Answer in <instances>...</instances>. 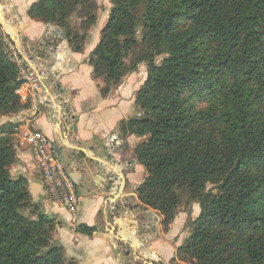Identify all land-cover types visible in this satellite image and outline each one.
I'll list each match as a JSON object with an SVG mask.
<instances>
[{"label": "trees", "instance_id": "16d2710c", "mask_svg": "<svg viewBox=\"0 0 264 264\" xmlns=\"http://www.w3.org/2000/svg\"><path fill=\"white\" fill-rule=\"evenodd\" d=\"M109 1V17L87 58L103 82L101 94L138 61L163 56L136 92L140 115L120 125L124 136L144 138L135 148L147 170L138 199L161 215L165 231L182 193L190 213L192 204L200 206L172 260L264 264V0ZM97 8L96 0H37L28 15L57 26L72 50L83 53ZM139 35L144 55L130 62ZM5 48L0 36V116L30 106L16 93L23 79ZM14 126L8 135L0 129V264H77L54 239L60 221L36 207L25 177L11 174L20 146ZM96 230L76 227L86 235Z\"/></svg>", "mask_w": 264, "mask_h": 264}, {"label": "crops", "instance_id": "0c3cea01", "mask_svg": "<svg viewBox=\"0 0 264 264\" xmlns=\"http://www.w3.org/2000/svg\"><path fill=\"white\" fill-rule=\"evenodd\" d=\"M36 1L0 0V25L9 35V23L14 25L20 40L16 42L18 52L41 83L35 95L28 93L26 99L21 98L30 106L3 116V121L15 124L16 134L31 123L56 142L80 207L73 213L49 196L33 151L27 146L16 145L12 176L25 177L36 207L60 221L54 239L63 246L68 260L77 264H141L132 257L136 253L143 264H159L156 259L170 264L189 234L185 228L189 216L179 211L165 231L161 215L138 199L137 189L147 170L137 161L135 148L144 138L124 136L120 128L123 120L134 118L138 108L136 76H126L103 96V82L93 77L87 62L100 40V30L91 32L83 53L74 52L57 26L28 15ZM136 210L145 213V221L135 215ZM124 215L130 223H123ZM81 223L97 230L93 235L79 233L76 227ZM140 237L145 244L138 240ZM166 245L174 252L167 251Z\"/></svg>", "mask_w": 264, "mask_h": 264}, {"label": "built area", "instance_id": "2783aa9c", "mask_svg": "<svg viewBox=\"0 0 264 264\" xmlns=\"http://www.w3.org/2000/svg\"><path fill=\"white\" fill-rule=\"evenodd\" d=\"M13 41L11 40V44L6 41V45L10 47L23 79V83L16 89V93L22 99H26L28 93L35 95L40 90L41 83L39 76L33 70H28L24 60L18 56V47L14 38ZM27 86L30 88L29 91ZM17 135L20 145L27 146L33 151L49 196L54 201L61 203L67 210L75 213L80 207V198L64 167L56 142L46 133L32 126L31 123L21 128Z\"/></svg>", "mask_w": 264, "mask_h": 264}, {"label": "rangeland", "instance_id": "374dc122", "mask_svg": "<svg viewBox=\"0 0 264 264\" xmlns=\"http://www.w3.org/2000/svg\"><path fill=\"white\" fill-rule=\"evenodd\" d=\"M96 1L98 3V8L96 9V12H97V15H98L97 16L98 17V20H97V24L95 26L91 27L89 30H86L90 34H91V32L93 30L94 31L100 30V32H101V29L105 25V23H106V21H107V19L109 17V13L111 11V8H112V4L110 3L109 0H96ZM70 20H71L72 26H74V27L79 26V23L80 22H79L78 17H75L74 16V18L72 17ZM0 32H1V35L0 36L2 38L3 43L8 48V50L11 52L10 47L8 45H6V41H9L10 44H11L10 36L12 38V35H9L8 36L7 35V31H5V28L3 26L0 27ZM141 38H142L141 35H139L138 40H140V42L137 45L134 46L135 55L133 56L132 60H130V62H132L133 60H136V59L139 60L140 57L142 55H144V52H143V42H142V39ZM16 41L18 43L20 42L19 39L18 40L16 39ZM162 58H163V56L156 57V59H155L156 63H160L162 61ZM155 61L152 58H149L148 60H145V61H138V68L134 72H131V73H129V74L126 75L127 77L130 76V75H132V74H134L132 76H136L135 79H137V81H138L137 82L138 85L136 84V86H139L138 87V90L140 89V87L142 86V84H144L145 80L147 79L149 70L151 69V65H153L155 63ZM137 111H138V108L133 112V116L132 117H138L140 115V110H139L138 113H137ZM3 120H4L3 119V116H0V129H2L4 131V134L8 135L9 134V129H10L9 127H10V125L12 123L7 122V121L4 122ZM16 145H17V142H16ZM18 146H19V144H18ZM126 191H127V189H126ZM188 198L189 197H188V194L187 193H182V196H181L182 203H181V205L179 207L180 208L179 211H181L182 213L186 212L188 214V216H189L188 219H187V222L185 224L186 231H189V234H188V236H189L190 235V232H191V228H188L187 227L188 226L187 224H188L189 220H193L194 218H196L198 216V214L200 213V211H199V213H197V207L200 209V206L197 203L192 204V212L190 213L189 210H188L190 208V206L187 204ZM133 209H134V206H133ZM135 213H136L135 214L136 216L138 215V217H140L139 219H142L143 221L146 220V217L147 216L145 215V213L143 215V213H141V210H136ZM153 216H156V215L154 214ZM151 220H153V223H154V219H151ZM143 230H144V232L146 231V229H142V231ZM185 235H186V232H185ZM128 244H129V242L126 245H128ZM182 244H180V245H182ZM161 245L164 246L165 244H161ZM165 248H166L167 251L170 250V253L174 252V250H172V246H170V245H166ZM132 257L135 260V263H136V260L138 261V263H141V264L144 263V262L142 263L138 259L139 256L136 253H134L132 255ZM143 261H145V260H143ZM156 263L163 264L160 261V259L159 260H156ZM167 264H169V263H167ZM170 264H192V263H191L190 259L187 256L182 255V257H180V258H178L176 260H172L171 259Z\"/></svg>", "mask_w": 264, "mask_h": 264}, {"label": "water", "instance_id": "95a60500", "mask_svg": "<svg viewBox=\"0 0 264 264\" xmlns=\"http://www.w3.org/2000/svg\"><path fill=\"white\" fill-rule=\"evenodd\" d=\"M0 19H1V18H0ZM13 26H14V25H13L12 23H9L8 28H9V30L11 31L10 34L13 36L15 42H17L16 39L18 40V39H19V36H18L17 32L14 30ZM54 28H55V27H54ZM56 34L58 35L59 32L56 31ZM121 219H122L123 223H130V218H129L127 215L122 216ZM138 240H140V242H141L142 244H145V242H144V240H143L142 238H139ZM127 243H128V242H127Z\"/></svg>", "mask_w": 264, "mask_h": 264}, {"label": "bare ground", "instance_id": "6f19581e", "mask_svg": "<svg viewBox=\"0 0 264 264\" xmlns=\"http://www.w3.org/2000/svg\"><path fill=\"white\" fill-rule=\"evenodd\" d=\"M116 208V207H115ZM156 260H159V259H156Z\"/></svg>", "mask_w": 264, "mask_h": 264}]
</instances>
